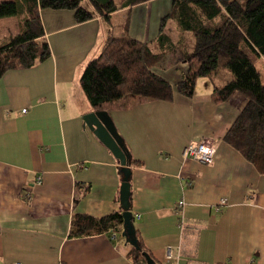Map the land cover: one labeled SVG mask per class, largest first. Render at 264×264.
<instances>
[{
  "label": "crops",
  "instance_id": "1",
  "mask_svg": "<svg viewBox=\"0 0 264 264\" xmlns=\"http://www.w3.org/2000/svg\"><path fill=\"white\" fill-rule=\"evenodd\" d=\"M171 6L152 0L83 24L71 11H40L50 58L0 75V264H133L121 235L68 237L75 215L121 209V166L83 121L95 110L80 78L110 36L162 51ZM161 33L180 40L172 19ZM169 58L155 71L175 85L187 66ZM231 79L218 71L197 81L192 98L125 96L105 110L131 158L134 227L157 264H264V173L223 141L247 101L240 93L211 99L214 86ZM203 139L216 150L211 164L183 157ZM221 198L227 205L216 212Z\"/></svg>",
  "mask_w": 264,
  "mask_h": 264
},
{
  "label": "trees",
  "instance_id": "2",
  "mask_svg": "<svg viewBox=\"0 0 264 264\" xmlns=\"http://www.w3.org/2000/svg\"><path fill=\"white\" fill-rule=\"evenodd\" d=\"M149 1L152 0H120L118 4L114 0L1 1L0 19L15 17L18 32L0 39V75L34 67L50 58L41 10L71 11L75 24H83L95 16L109 22L112 13ZM165 19L176 24L180 34L177 43L161 33ZM160 27L159 53L128 37L110 36L104 41L80 78V87L91 108L108 110L125 96L170 101L176 92L192 98L199 79L226 71L232 79L214 86L212 101L220 104L240 93L247 102L223 141L264 173V0H172L171 10ZM187 33L194 39L192 51L186 41ZM167 56L171 65L187 66L175 85L155 71L163 69ZM122 213L120 209L100 218L77 214L68 237L103 234L118 237L123 231ZM134 230L140 250L131 247L129 258L133 264H147L142 253L151 255L143 247L135 227Z\"/></svg>",
  "mask_w": 264,
  "mask_h": 264
},
{
  "label": "water",
  "instance_id": "3",
  "mask_svg": "<svg viewBox=\"0 0 264 264\" xmlns=\"http://www.w3.org/2000/svg\"><path fill=\"white\" fill-rule=\"evenodd\" d=\"M83 121L98 140L112 153L121 166L120 205L123 210V231L121 236L125 242L135 250L140 247L135 239L132 213L129 210L130 196V155L123 141L117 135L116 130L106 111H93L83 116ZM147 264H155L154 260L146 253H142Z\"/></svg>",
  "mask_w": 264,
  "mask_h": 264
},
{
  "label": "built area",
  "instance_id": "4",
  "mask_svg": "<svg viewBox=\"0 0 264 264\" xmlns=\"http://www.w3.org/2000/svg\"><path fill=\"white\" fill-rule=\"evenodd\" d=\"M215 153L216 150L210 139H203L196 144H190L186 146L182 151L183 157L195 160L205 165L211 164L213 162ZM40 184H41V178L37 177L35 181V185H40ZM226 205H227L226 200L224 198L219 199L217 205L215 206L216 212H219L221 207H225ZM183 206H184V202L182 200H179L176 203V210H180ZM166 257L168 260L172 258V254L170 250L167 251ZM15 264H19V263H15Z\"/></svg>",
  "mask_w": 264,
  "mask_h": 264
},
{
  "label": "rangeland",
  "instance_id": "5",
  "mask_svg": "<svg viewBox=\"0 0 264 264\" xmlns=\"http://www.w3.org/2000/svg\"><path fill=\"white\" fill-rule=\"evenodd\" d=\"M5 1V0H3ZM117 4L120 2V0H114ZM1 23H4V22H10L9 25H7L9 27V29L7 28H0V38H4L8 35H11L12 33L14 32H17V29H18V24L16 23L17 20L15 19V17H6V18H3L0 20ZM189 36V40H188V45H189V48H190V51L193 50L194 48V39L192 37L191 34H188Z\"/></svg>",
  "mask_w": 264,
  "mask_h": 264
}]
</instances>
